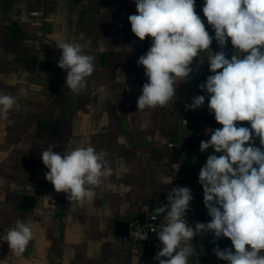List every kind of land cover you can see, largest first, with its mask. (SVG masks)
<instances>
[{"label": "crops", "instance_id": "crops-1", "mask_svg": "<svg viewBox=\"0 0 264 264\" xmlns=\"http://www.w3.org/2000/svg\"><path fill=\"white\" fill-rule=\"evenodd\" d=\"M203 3L196 0L202 19ZM133 14V0H0V93L16 100L0 119V233L16 220L29 222L34 233L21 256L0 241V264H156L130 238L117 236L116 224L146 223L166 205L174 189V163L183 167L192 190L195 223L211 220L198 181L213 154L201 152L200 142L210 139L206 129L222 127L208 110V94L198 87L212 74L210 53L199 54L192 79L176 86V113L138 110L147 77L137 60L151 39L140 41L132 33L128 17ZM60 42L80 43L94 58L95 71L79 94L65 86L66 71L58 67ZM217 50L213 41L211 52ZM225 51L233 54L230 41ZM199 95L205 96L204 105L186 108ZM49 144L57 145L56 152L70 144L105 154L112 175L91 202L71 203L46 181L40 152ZM26 198L35 199L30 209L21 208ZM193 245L190 264H227L213 248H230L229 239L214 241L206 232Z\"/></svg>", "mask_w": 264, "mask_h": 264}, {"label": "clouds", "instance_id": "clouds-1", "mask_svg": "<svg viewBox=\"0 0 264 264\" xmlns=\"http://www.w3.org/2000/svg\"><path fill=\"white\" fill-rule=\"evenodd\" d=\"M133 2L136 14L128 17L131 31L140 41L151 39V46L137 60L147 77L137 109L162 108L172 102L176 86L192 79L195 58L209 52L212 74L198 87L208 94V110L222 126L206 129L210 139L200 142L201 152H213L198 176L211 220L190 226L185 217L192 190L176 186L168 204L157 207L153 216L165 214L159 230L153 229L161 245L155 259L158 264H189L190 242L211 232L214 241L221 237L231 241L230 248H213L219 260L264 264V0H204V19L196 12V0ZM213 41L218 49L214 53ZM229 41L230 57L225 51ZM56 47L61 50L58 67L66 71L65 86L73 94L86 90L95 71L93 56L80 43L60 42ZM203 63L201 59L197 71ZM15 103V97L0 93V119L7 118ZM204 103V95L195 96L186 108L195 110ZM55 147L49 144L40 152L48 169L46 181L71 203L91 202L95 189L112 175L105 154L92 146L69 144L63 152L54 151ZM33 238L25 220H16L0 233V241L16 256L26 251ZM140 239H147V233Z\"/></svg>", "mask_w": 264, "mask_h": 264}, {"label": "built area", "instance_id": "built-area-1", "mask_svg": "<svg viewBox=\"0 0 264 264\" xmlns=\"http://www.w3.org/2000/svg\"><path fill=\"white\" fill-rule=\"evenodd\" d=\"M33 14L38 15L39 13L34 12ZM162 112L164 115H170V114L177 112V102L175 100V97L172 102H170L165 107H162ZM184 123L186 122L184 121ZM169 148L170 149L175 148V145L169 144ZM170 177L173 181L174 188L176 186L187 187L185 172H184L183 167L180 164L178 163L173 164ZM167 204H168V200L166 202V205ZM154 215L155 213L151 214L149 218L147 219L146 223H143L140 220L132 221L129 238L135 247H137L142 253L150 256L156 262V264H158L157 260L155 259V255L159 251L161 245L158 240L157 232L153 231V229L157 231L159 230V226L162 223H164L165 214H161L156 219H153ZM185 219L187 220L190 226H193L196 222L193 216V213H192L191 206H190V210L188 211ZM142 233H147V239L143 241L140 239V235ZM190 243L193 248V254L189 259V264L194 256L193 240Z\"/></svg>", "mask_w": 264, "mask_h": 264}, {"label": "water", "instance_id": "water-1", "mask_svg": "<svg viewBox=\"0 0 264 264\" xmlns=\"http://www.w3.org/2000/svg\"><path fill=\"white\" fill-rule=\"evenodd\" d=\"M34 198H26L21 205L22 209H30L34 206ZM131 224L127 221H120L116 224V235L120 237L129 238L130 236Z\"/></svg>", "mask_w": 264, "mask_h": 264}]
</instances>
